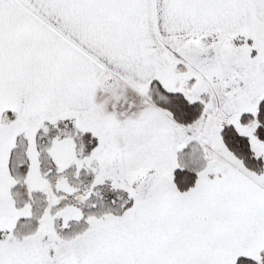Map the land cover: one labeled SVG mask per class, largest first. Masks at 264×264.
<instances>
[{"label":"snow or ice","instance_id":"snow-or-ice-1","mask_svg":"<svg viewBox=\"0 0 264 264\" xmlns=\"http://www.w3.org/2000/svg\"><path fill=\"white\" fill-rule=\"evenodd\" d=\"M0 264H264V0H0Z\"/></svg>","mask_w":264,"mask_h":264}]
</instances>
